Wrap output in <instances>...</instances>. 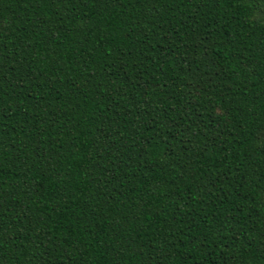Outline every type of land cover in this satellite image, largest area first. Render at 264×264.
Returning <instances> with one entry per match:
<instances>
[{
    "label": "trees",
    "instance_id": "obj_1",
    "mask_svg": "<svg viewBox=\"0 0 264 264\" xmlns=\"http://www.w3.org/2000/svg\"><path fill=\"white\" fill-rule=\"evenodd\" d=\"M0 264H264V0H0Z\"/></svg>",
    "mask_w": 264,
    "mask_h": 264
}]
</instances>
